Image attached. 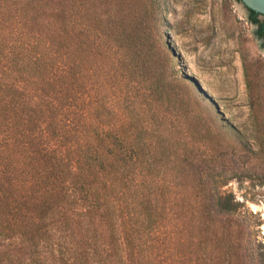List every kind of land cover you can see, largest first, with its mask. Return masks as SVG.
I'll return each mask as SVG.
<instances>
[{
    "label": "trees",
    "instance_id": "16d2710c",
    "mask_svg": "<svg viewBox=\"0 0 264 264\" xmlns=\"http://www.w3.org/2000/svg\"><path fill=\"white\" fill-rule=\"evenodd\" d=\"M116 4L0 0L3 214L52 264H149L161 235L162 252L171 249L161 230L184 219L199 238L195 264L231 262L232 245L212 251L220 225L212 207L197 206L186 132L162 130V106L182 126L194 114L192 96L157 64L158 18L120 15ZM231 205L220 196L216 209Z\"/></svg>",
    "mask_w": 264,
    "mask_h": 264
},
{
    "label": "rangeland",
    "instance_id": "374dc122",
    "mask_svg": "<svg viewBox=\"0 0 264 264\" xmlns=\"http://www.w3.org/2000/svg\"><path fill=\"white\" fill-rule=\"evenodd\" d=\"M114 11L157 16L162 32L157 64L162 75L192 96L194 120H204H192L187 130L162 106V130L175 139L186 132V157L193 161L187 172L197 206L212 207L220 225L213 232L214 255L220 245L234 247L232 261L219 264H264V48L250 9L241 0H117ZM146 28L156 32L150 23ZM209 131L212 137L202 141L201 134ZM228 194L234 209L217 211L219 197ZM5 206L0 196V264H52L51 253L35 251L33 239L13 232ZM165 231L170 251L162 252L161 235L160 250L148 263L195 264L199 238L188 219L172 221ZM60 255L67 260V253Z\"/></svg>",
    "mask_w": 264,
    "mask_h": 264
},
{
    "label": "water",
    "instance_id": "95a60500",
    "mask_svg": "<svg viewBox=\"0 0 264 264\" xmlns=\"http://www.w3.org/2000/svg\"><path fill=\"white\" fill-rule=\"evenodd\" d=\"M249 9L264 15V0H241Z\"/></svg>",
    "mask_w": 264,
    "mask_h": 264
},
{
    "label": "flooded vegetation",
    "instance_id": "af4514ba",
    "mask_svg": "<svg viewBox=\"0 0 264 264\" xmlns=\"http://www.w3.org/2000/svg\"><path fill=\"white\" fill-rule=\"evenodd\" d=\"M251 9H250V19H251ZM256 18L258 19V21L254 22L257 24V34L259 35V37L261 38V43L262 46L264 48V15L257 12ZM252 21V19H251ZM253 22V21H252Z\"/></svg>",
    "mask_w": 264,
    "mask_h": 264
}]
</instances>
